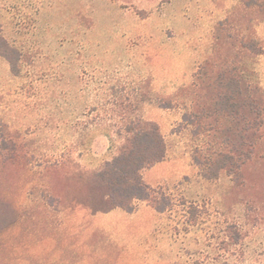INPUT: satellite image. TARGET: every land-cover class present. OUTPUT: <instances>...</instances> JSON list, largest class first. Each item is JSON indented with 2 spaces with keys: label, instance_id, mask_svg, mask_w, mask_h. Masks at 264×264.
<instances>
[{
  "label": "rangeland",
  "instance_id": "374dc122",
  "mask_svg": "<svg viewBox=\"0 0 264 264\" xmlns=\"http://www.w3.org/2000/svg\"><path fill=\"white\" fill-rule=\"evenodd\" d=\"M192 2L0 1L1 45L14 64L11 81L0 90V130L14 134L21 152L0 166L6 182L0 192L17 212L0 229V264H264V158L239 183L226 173L174 183L183 167H161L156 181L169 185L164 188L179 204L153 229L141 215L94 217L70 202L81 193L80 180L71 177L117 154L120 115L142 116L144 108L157 107L185 114L183 100L218 35L219 52L231 51L229 29L221 28L227 18L240 26L238 37L257 38L264 47L258 7L245 9L239 0L212 23L196 16ZM185 6L193 22H174ZM187 24L191 34H182ZM242 65L264 88V54L247 56ZM193 128L184 121L174 127L192 154L200 144ZM57 161L67 164L48 173ZM56 191L60 204L49 201Z\"/></svg>",
  "mask_w": 264,
  "mask_h": 264
},
{
  "label": "trees",
  "instance_id": "16d2710c",
  "mask_svg": "<svg viewBox=\"0 0 264 264\" xmlns=\"http://www.w3.org/2000/svg\"><path fill=\"white\" fill-rule=\"evenodd\" d=\"M242 5L245 9L256 6L264 12V0H242ZM232 19L230 16L221 23L223 30L229 29L231 51L219 52L218 35L213 53L199 66L188 97L183 100L189 105L183 121L194 126L193 138L200 142L193 151V159L201 176L216 180L226 173L239 183L245 170L264 158V88L249 80L242 65L243 58L245 61L247 56L264 54V47L257 38L248 39L244 34L238 37L241 28ZM232 27L235 32L230 31ZM1 33L0 26V54L12 68L13 61L1 45L5 41ZM117 125L116 134L123 140L117 154L99 169L71 177L78 178L81 184V193L71 196V204L84 205L92 214L116 208L131 213L142 201L160 214L175 211L179 204L176 196L163 186L147 184L142 176L144 169L166 157V142L158 124L139 115L122 114ZM14 137L8 130H0V166L21 157ZM66 164L54 162L46 167L47 172L55 175ZM3 186L6 182L0 181V187ZM56 192L49 195V201L60 204L62 197ZM180 204L185 205V201ZM193 211L191 207L187 212ZM16 219L15 208L0 192V229Z\"/></svg>",
  "mask_w": 264,
  "mask_h": 264
},
{
  "label": "crops",
  "instance_id": "0c3cea01",
  "mask_svg": "<svg viewBox=\"0 0 264 264\" xmlns=\"http://www.w3.org/2000/svg\"><path fill=\"white\" fill-rule=\"evenodd\" d=\"M192 1L193 2L190 4V6L195 7L196 16H201L202 21L205 20L215 23L224 19L228 14V10L236 6L239 0H192ZM186 8L187 6H185V10L183 11L182 14L176 16L173 19L174 22H181V23L193 22L190 20L188 21V19L186 18L188 13ZM1 12L4 13L5 11L0 6V13ZM0 24L2 25L1 21ZM3 28L4 27L1 26L2 33H3ZM185 28L186 29L180 32L186 35L189 33L191 34L192 30H190V26H188V24ZM12 73L13 72L9 61L0 54V90H2V88H6V85L11 81ZM189 82H190L189 80L188 82L183 81L179 85L180 86L187 85ZM156 88L158 90L161 89V84H156ZM142 117L144 119L154 121L158 124L160 131L163 134L166 142V157L164 158V160L159 161L142 171L143 179L147 184L151 186H163V187L169 186L167 184H163L161 182L156 181L155 174H157L159 171L163 170L166 167L167 168L172 167L173 166L172 164L174 163L183 167V173L180 174L174 180V183L181 182L188 177L191 178L201 175L198 166L194 163L192 152L187 148V146L184 145V143H182L179 140L181 132L174 130L176 123L183 121L182 113L173 115L171 111L165 110L164 108H160V107L148 108V109L144 108L142 112ZM120 212L132 216L141 215L143 217L148 218L151 222V226H150L152 227L151 229L155 228L158 217L162 215L144 201L139 202L136 210L131 213L124 211L120 208H116L103 214L110 215L112 213H120ZM92 215L94 217H98L99 213Z\"/></svg>",
  "mask_w": 264,
  "mask_h": 264
}]
</instances>
